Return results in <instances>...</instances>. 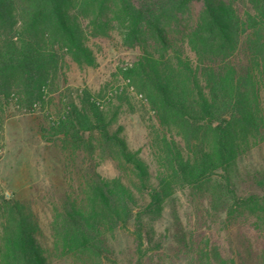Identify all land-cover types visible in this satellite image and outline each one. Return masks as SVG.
Instances as JSON below:
<instances>
[{
  "label": "trees",
  "instance_id": "16d2710c",
  "mask_svg": "<svg viewBox=\"0 0 264 264\" xmlns=\"http://www.w3.org/2000/svg\"><path fill=\"white\" fill-rule=\"evenodd\" d=\"M92 0H0V147L9 98L33 111L57 78L66 54L95 66L90 35L107 34ZM121 43L136 58L119 68L126 80L70 98L57 120L42 121L47 141L61 139L76 155L117 149L132 165L138 186L96 167L81 174L46 237L27 201L0 191V264H164L165 240L153 220L167 200L188 191L197 225L173 208L172 239L188 264H264V166H241L264 144V0H116ZM131 88L154 121L148 125L151 163L131 150L119 110ZM97 154V156H96ZM99 165V164H98ZM151 165L155 168L151 169ZM75 181V178H71ZM128 231L131 253L112 242ZM169 238V237H168ZM167 238V239H168Z\"/></svg>",
  "mask_w": 264,
  "mask_h": 264
},
{
  "label": "rangeland",
  "instance_id": "374dc122",
  "mask_svg": "<svg viewBox=\"0 0 264 264\" xmlns=\"http://www.w3.org/2000/svg\"><path fill=\"white\" fill-rule=\"evenodd\" d=\"M98 4V0H92V5L87 10L90 20L99 14ZM116 12V0L106 2L100 20L106 25L107 34L90 35L89 44L97 59L95 66H81L71 55L66 54L51 86L52 90H47L44 100L33 111L21 107L16 98L5 101L7 109L2 124L3 140L0 147V191L7 196L27 200L33 206L47 238L51 236L50 225L57 213L56 205L61 204L65 193L72 192V186L79 188L76 181L81 174L92 172L96 167L105 176H122L130 185L138 186L132 165L123 161L116 148L105 149L103 152L101 144L97 142V153L100 155L102 152L104 157L99 163V159L95 161L92 155L85 158L84 151L73 157L70 150L62 148L61 139L47 141L39 133L41 122L57 120L67 101L76 97L79 90L89 88L97 92L107 83L114 87L126 83L119 68L130 64L138 52L122 45L120 28L115 21ZM131 92V102L135 109H130L128 105L121 108L115 127L122 125V134L131 150L138 151L139 155L151 163L148 125L154 121V117L144 107L141 96L133 88ZM240 164L263 167L264 144L252 150ZM154 168L151 165V169ZM73 177L75 181H72ZM175 207L192 228L197 225L193 214L188 221L187 216L192 213L188 191L180 190L166 201L162 215L153 220L154 238L165 240L158 252L162 263L188 264L186 259L181 258L172 239ZM112 242L121 258L130 255L132 241L128 231H117L112 236ZM86 258L88 257L83 255L61 257L58 264L83 263Z\"/></svg>",
  "mask_w": 264,
  "mask_h": 264
}]
</instances>
